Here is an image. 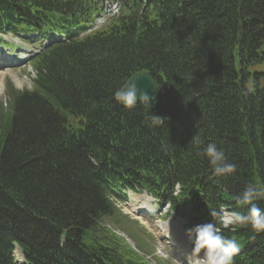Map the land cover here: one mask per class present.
<instances>
[{"label": "trees", "instance_id": "obj_1", "mask_svg": "<svg viewBox=\"0 0 264 264\" xmlns=\"http://www.w3.org/2000/svg\"><path fill=\"white\" fill-rule=\"evenodd\" d=\"M93 4L83 0L89 22ZM85 50L56 73L38 61L35 88L10 86L0 103V264H14L13 242L29 264H90L81 240L116 215L104 182L170 203L190 228L215 224L240 242L236 261L264 264V231L250 223L223 230L211 215L246 214L251 205L238 197L248 185L264 186V88L246 86L253 56H264V0H125ZM144 72L158 96L132 109L117 103L114 92ZM152 114L164 123L153 127ZM208 143L236 165L233 173L214 172L200 155ZM253 203L264 209V198ZM116 239L90 242L100 264H143Z\"/></svg>", "mask_w": 264, "mask_h": 264}, {"label": "clouds", "instance_id": "obj_2", "mask_svg": "<svg viewBox=\"0 0 264 264\" xmlns=\"http://www.w3.org/2000/svg\"><path fill=\"white\" fill-rule=\"evenodd\" d=\"M114 99L125 108L132 109L138 102L150 103L148 92H139L134 83H129L126 87H121L114 92ZM153 127L164 123L163 117L152 114ZM192 141L199 143L198 137L193 136ZM208 158L216 174L233 173L236 165L226 161L224 152L217 148L215 143H208L200 153ZM180 187L179 184L176 185ZM264 198V186L248 185L238 199L251 205L246 214L236 211L220 209L212 211L211 215L219 218L220 224L224 228H229L235 224L250 223L257 233L264 231V209L256 206L253 201ZM188 239L192 244V252L197 258L196 264H234V257L240 253L239 243L232 238L224 236L221 229L209 222L196 225L187 232Z\"/></svg>", "mask_w": 264, "mask_h": 264}, {"label": "rangeland", "instance_id": "obj_3", "mask_svg": "<svg viewBox=\"0 0 264 264\" xmlns=\"http://www.w3.org/2000/svg\"><path fill=\"white\" fill-rule=\"evenodd\" d=\"M104 3L107 7H110V8H111L112 4H114V3H115L114 5L117 4V2L115 0H104ZM45 41H47V40H45ZM25 69L30 71L29 66H26L25 68H22V69H14V70L4 69L1 71L4 73V77L0 78V100H2L3 102L4 101L7 102V93H6L5 87H6V84L10 81H14L19 88L24 87L27 83L29 86L30 82H29L27 75L25 73ZM141 198H143V200H141ZM144 198L145 197H139V198L132 199L133 201H137L136 204L133 203L132 208L130 207V203L129 204H119L118 203L117 206L120 210H122L123 214L130 213L131 214L130 220H136V221L140 222V225L146 229L147 233L153 236V238L155 239V254H158L155 256H157L160 260H162L165 263L167 261V258H172V256L170 255V253L166 249L168 247L165 244V240L163 238H162V240L160 239L162 236L161 230H163L164 236L166 237V235H165L166 230L162 229V225L167 224L168 229H169V226L172 225L171 227L173 228L174 231H176V232H174L175 236L181 238L180 239L181 243L185 244L187 246L189 244L188 237L186 234H183V231L180 227L182 224H184V222L182 221L179 223L178 220L176 219V220H174V222H172V224L169 225V223H170L169 220L165 221V222H159V221L155 222L157 215H155L154 218H150V219L143 218L142 216H139V217L136 216V214H133L131 212V210L133 209V211H136V212L144 211L145 209H143V208H146V206L144 205L145 204ZM137 218H139L140 221L137 220ZM176 223H178V225H176ZM129 225L131 226V228L134 231L133 233H130V234L132 235V237L136 241V243L142 244L144 242L143 241V239H144L143 235H145V238L151 237L150 235H148L143 230H140L138 227H135L134 224L130 223ZM168 231H170V230H168ZM147 241L149 243L151 242L149 238L147 239ZM168 244L171 246H174V245H172L171 240H170V242H168ZM142 249L146 253L149 252V246H147L145 244L142 246ZM150 249L153 252V246L152 245H150ZM16 255L19 257L18 251L16 252ZM147 259L151 262V264H158L157 261L154 259L153 255L147 257Z\"/></svg>", "mask_w": 264, "mask_h": 264}, {"label": "water", "instance_id": "obj_4", "mask_svg": "<svg viewBox=\"0 0 264 264\" xmlns=\"http://www.w3.org/2000/svg\"><path fill=\"white\" fill-rule=\"evenodd\" d=\"M129 83H134L139 92H148L150 99L156 97L158 88L149 74L137 75Z\"/></svg>", "mask_w": 264, "mask_h": 264}, {"label": "bare ground", "instance_id": "obj_5", "mask_svg": "<svg viewBox=\"0 0 264 264\" xmlns=\"http://www.w3.org/2000/svg\"><path fill=\"white\" fill-rule=\"evenodd\" d=\"M83 28H85V26L83 27ZM85 31V29H82V30H80L79 28L76 30V32H78V33H80V32H84ZM41 36V35H40ZM45 36L46 35H43V36H41L40 38H42V39H44V41L45 40H47L46 38H45ZM52 37H54V36H52ZM46 43H48V44H50V42L47 40V41H45ZM18 60V59H17ZM15 65L16 66H18V61H17V63H15ZM144 200H146V197L144 198ZM145 205V204H144ZM143 205V206H144ZM162 229H164V230H166V237L167 238H169L171 241H172V245H174V246H177V247H179L180 246V242H179V240L176 238V237H174V235L173 234H171L170 233V231H168L169 229H168V225L167 224H165V225H162ZM174 232H176V231H174ZM181 234V233H180ZM178 235V234H177ZM183 236V235H182ZM181 236V237H182ZM181 239V238H180Z\"/></svg>", "mask_w": 264, "mask_h": 264}]
</instances>
